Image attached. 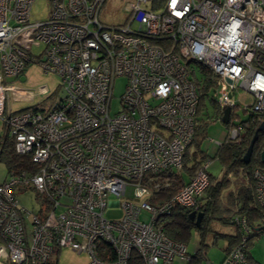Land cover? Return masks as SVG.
Instances as JSON below:
<instances>
[{
    "label": "built area",
    "instance_id": "obj_1",
    "mask_svg": "<svg viewBox=\"0 0 264 264\" xmlns=\"http://www.w3.org/2000/svg\"><path fill=\"white\" fill-rule=\"evenodd\" d=\"M34 2L0 0V69L17 76L36 63L58 78L61 96L37 111L10 110L8 91L27 88L0 74L6 136L35 168L11 169L0 183V264H51L63 246L87 253V264L190 260L186 244L165 233V218L174 205L201 211L209 161L166 202L158 200L167 184L161 174L182 168L200 98L221 120L230 109L228 141L239 143L246 132L241 121L230 123L237 90L251 98L243 110L264 120V0H125L118 24L100 19L106 0H46L42 19L32 15ZM33 47H42L39 54ZM193 63L203 67V82ZM118 77L125 86L113 111ZM48 91L38 86L37 93ZM251 175L260 218L248 225L239 216L242 233L219 264H257L246 247L264 234V163ZM31 189L37 211L17 197ZM107 207L122 213L108 218Z\"/></svg>",
    "mask_w": 264,
    "mask_h": 264
},
{
    "label": "rangeland",
    "instance_id": "obj_2",
    "mask_svg": "<svg viewBox=\"0 0 264 264\" xmlns=\"http://www.w3.org/2000/svg\"><path fill=\"white\" fill-rule=\"evenodd\" d=\"M125 0H106L102 7V12L100 14V19L108 24H118L122 21V14L119 8L124 5ZM47 3L46 0H35L32 7V15L35 19H42L47 15ZM137 27L135 23L133 25ZM42 47H33V53L39 54ZM196 71V76L200 82L206 80L205 74L199 68L197 64H192ZM0 74L2 75V82L8 84H16L19 86H24L27 90H10L8 91V98L6 99V106L10 110H32L33 107H38L42 109L48 106L51 101L57 97L61 96V90L59 89L58 78L52 74H45L42 72L39 65L36 63H31L25 67V70L17 76H6L0 69ZM46 84L49 91L46 94H39L38 86ZM125 78L118 77L114 81L112 90V100L111 106L113 111L118 109L119 98L124 91ZM29 93V94H28ZM210 97L214 98L215 94L213 89L210 90ZM31 98V99H30ZM237 106L233 109L234 116L230 120V123H238L244 121L248 117V112L244 111L245 105H247L251 98L249 95L245 94L242 89H239L234 94ZM206 109L201 110L199 113V118L201 122L206 121V135L202 139H196L198 142V148L202 151L198 156L204 154L206 160L209 161L206 166V171L214 177H218L221 173L222 167L219 160L214 159V155L217 151L220 142L228 139V126L229 123H223L220 119L218 113L216 112L213 104L209 99L206 101ZM203 112V113H201ZM7 129L0 117V137L6 135ZM196 148V143L191 145V152ZM204 162V163H205ZM183 167V166H182ZM7 168L3 162L0 161V183L4 181L7 176ZM175 171V170H174ZM179 171V170H178ZM245 179L243 178V172L233 173V177L229 183L231 186L235 183H243ZM132 188H127V194L132 192ZM18 199L21 203L31 211H37L39 208V201L36 198V194L33 189L26 192H20L18 194ZM111 200L114 197H110ZM228 211L221 213V216H226ZM122 211L119 207H107L104 214L108 218H117L121 215ZM147 213L142 211L140 213V219L146 220ZM215 229H218L223 235L213 238V233H207L205 237V244L200 245L197 234L193 231L190 240L186 243L187 253L193 256L194 252L197 251V255L193 257L194 264H219L222 260L225 249L228 245V237L234 235V228L221 220H215L212 223ZM248 256L251 261L257 264H264V234L253 236L247 242ZM55 254L52 257L51 264H87L89 261V256L85 252H76L69 247H61L60 249L54 250ZM187 258L175 257L174 264H188Z\"/></svg>",
    "mask_w": 264,
    "mask_h": 264
},
{
    "label": "trees",
    "instance_id": "obj_3",
    "mask_svg": "<svg viewBox=\"0 0 264 264\" xmlns=\"http://www.w3.org/2000/svg\"><path fill=\"white\" fill-rule=\"evenodd\" d=\"M197 65L202 70L203 74H206L203 67L199 64ZM206 101L207 100L202 97L198 104L199 124L196 127L194 140L192 142V144L196 143V148L191 152V144L190 147L186 149L183 167L179 171L171 170L161 174V179H164L167 184L159 195L158 200L160 202L168 201L190 175L202 167V164L206 160L204 154L198 156L202 151L198 148L199 143L196 142L197 138L202 139L206 135V121L201 122L199 118L200 111L206 109ZM32 110L37 111L39 108L33 107ZM240 123H244L246 129L241 142H231L228 141V139L220 142L213 157L219 160L222 170L218 177L211 176L208 173L210 176V184L201 198L200 209L204 213V216L199 226H196L193 220L190 219L187 209L175 205L171 207L170 214L165 218L164 231L172 239L186 244L194 231L198 236L199 244H205L207 233H213L214 239L223 235L212 225L215 220H221L222 222L230 224L235 231L234 235L228 237V245L225 249L227 250L238 241L242 233L241 224L236 221L240 219V215H243L248 225L255 224L260 218V210L256 205L254 196L255 181L251 173L255 167L263 165L260 160V153L264 147V130L258 132L257 139L253 144L250 160L248 163H244L242 157L259 123L256 122L252 115H248L247 119ZM5 138L0 154V161L5 164L7 170H35L28 156L16 154L13 149L12 140L6 135ZM235 172H243L245 181L243 183H235L231 186L229 182ZM152 202L156 203L155 200H152ZM224 211H228L227 215L221 216V213ZM193 254L191 259L187 261L188 264H194L192 258L197 255V251Z\"/></svg>",
    "mask_w": 264,
    "mask_h": 264
},
{
    "label": "water",
    "instance_id": "obj_4",
    "mask_svg": "<svg viewBox=\"0 0 264 264\" xmlns=\"http://www.w3.org/2000/svg\"><path fill=\"white\" fill-rule=\"evenodd\" d=\"M229 113H230V109L229 108H226L225 111H224V114H223V117H222V122L223 123H227L228 122V119H229ZM264 130V120L258 125V127L256 128L253 136H252V139L250 140V143L242 157V160L244 163H248L249 160H250V157H251V154H252V150H253V144L254 142L256 141L257 139V134L259 131H262ZM260 160L262 163H264V147L260 153ZM188 216L190 217L191 220H194L195 222V225L196 226H199L200 222L202 221V218L204 216V213L202 211L200 212H195V211H191L189 212Z\"/></svg>",
    "mask_w": 264,
    "mask_h": 264
},
{
    "label": "crops",
    "instance_id": "obj_5",
    "mask_svg": "<svg viewBox=\"0 0 264 264\" xmlns=\"http://www.w3.org/2000/svg\"><path fill=\"white\" fill-rule=\"evenodd\" d=\"M205 100H207V99H205ZM188 214H189V212H188Z\"/></svg>",
    "mask_w": 264,
    "mask_h": 264
},
{
    "label": "flooded vegetation",
    "instance_id": "obj_6",
    "mask_svg": "<svg viewBox=\"0 0 264 264\" xmlns=\"http://www.w3.org/2000/svg\"><path fill=\"white\" fill-rule=\"evenodd\" d=\"M193 222H194V220H193ZM194 224H195V222H194Z\"/></svg>",
    "mask_w": 264,
    "mask_h": 264
}]
</instances>
